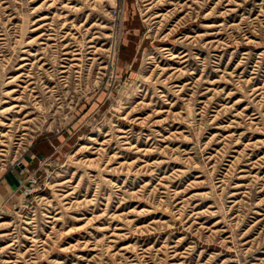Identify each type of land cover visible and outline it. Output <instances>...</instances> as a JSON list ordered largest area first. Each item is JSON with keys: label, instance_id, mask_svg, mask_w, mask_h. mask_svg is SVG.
Masks as SVG:
<instances>
[{"label": "rangeland", "instance_id": "1", "mask_svg": "<svg viewBox=\"0 0 264 264\" xmlns=\"http://www.w3.org/2000/svg\"><path fill=\"white\" fill-rule=\"evenodd\" d=\"M0 264H264V0H0Z\"/></svg>", "mask_w": 264, "mask_h": 264}]
</instances>
